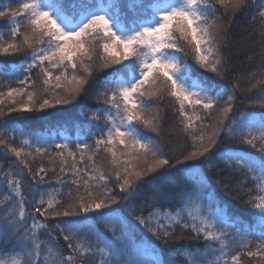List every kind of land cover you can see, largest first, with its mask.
I'll use <instances>...</instances> for the list:
<instances>
[{"label":"snow or ice","instance_id":"1","mask_svg":"<svg viewBox=\"0 0 264 264\" xmlns=\"http://www.w3.org/2000/svg\"><path fill=\"white\" fill-rule=\"evenodd\" d=\"M0 20L19 58L0 62V264H264V0H9ZM97 81L85 137L19 127Z\"/></svg>","mask_w":264,"mask_h":264},{"label":"trees","instance_id":"2","mask_svg":"<svg viewBox=\"0 0 264 264\" xmlns=\"http://www.w3.org/2000/svg\"><path fill=\"white\" fill-rule=\"evenodd\" d=\"M9 2V0H0V4ZM13 4H15V0H11ZM248 18L247 17H241L237 21V23L233 26V32L239 33L244 28L245 24L247 23ZM5 30V22L3 20H0V32H3ZM250 43V41L246 43H238L236 45V49L239 52V55L237 56V52H229V56L236 57L232 67L233 69H240V71L237 73L241 78L243 76L248 75L250 72H252L255 68L254 65L243 67L241 68V65L245 63V56L247 54V45ZM19 58H3L0 57V62H18ZM188 63L191 65L193 74H199L202 73L204 76L210 77L212 79H215V77L212 76L211 73H205L203 69H200L194 61L191 59V53L189 52L188 55ZM258 63V62H257ZM98 76L102 77L103 73H99ZM243 84V81H242ZM243 86H247L246 84H243ZM100 87L99 81L95 82L92 87L89 89V94L84 95L80 98H78L77 101H75L71 105L67 106H57L56 109H49L48 112L51 113V115H48L46 117L43 116L41 113L36 114H29L24 113V117H28L25 119H22L19 123V127L22 128L25 132L32 133V134H39L45 137H51V138H70L72 141H75L77 136L85 137L87 135L88 129L86 125L87 120V113L88 109L95 108V99L92 95L98 88ZM5 111L7 109L5 108ZM165 119H164V134L166 138H170L173 141H176L178 139H181L180 137L172 134V129L176 125L174 124V113L171 111L170 107H165ZM11 116H17L21 115L18 113H12ZM101 115H103L101 113ZM8 117H0V121L7 119ZM4 131L2 125H0V133ZM148 135H155L153 133H148ZM89 142H91V138L89 137ZM18 143V141H17ZM190 143V142H189ZM182 145H177V147H181ZM97 162L100 163V158H97ZM37 162L35 166H38ZM248 187H252V185H248ZM145 191H149L148 189H145ZM217 199L223 201L229 211L239 217L242 221L248 224L254 223V217L252 215V212L250 209L246 208L240 201L233 200L230 195H225L223 192H221L219 189H217ZM149 238H151L149 233H145ZM43 238V237H42Z\"/></svg>","mask_w":264,"mask_h":264},{"label":"rangeland","instance_id":"3","mask_svg":"<svg viewBox=\"0 0 264 264\" xmlns=\"http://www.w3.org/2000/svg\"><path fill=\"white\" fill-rule=\"evenodd\" d=\"M64 138V137H63ZM63 138H53L55 142H62Z\"/></svg>","mask_w":264,"mask_h":264}]
</instances>
